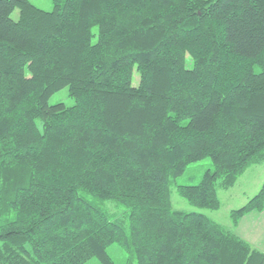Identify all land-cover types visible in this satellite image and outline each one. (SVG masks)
<instances>
[{"label": "trees", "instance_id": "16d2710c", "mask_svg": "<svg viewBox=\"0 0 264 264\" xmlns=\"http://www.w3.org/2000/svg\"><path fill=\"white\" fill-rule=\"evenodd\" d=\"M52 1L0 0V264H264L171 200L192 161L212 167L175 187L198 208L264 161V0ZM253 209L264 181L233 221Z\"/></svg>", "mask_w": 264, "mask_h": 264}, {"label": "rangeland", "instance_id": "374dc122", "mask_svg": "<svg viewBox=\"0 0 264 264\" xmlns=\"http://www.w3.org/2000/svg\"><path fill=\"white\" fill-rule=\"evenodd\" d=\"M34 4L44 9H52L54 4L52 0H31ZM12 16L17 18L19 16V8L16 7ZM96 31L97 28L95 27ZM132 81L134 84L139 82V72L135 68L133 71ZM49 103L55 102H64L67 105L73 104L75 99L69 94L68 86H62L61 88L54 91L49 97ZM39 125H42V120L38 119ZM212 167V161L209 156H206L202 159L192 161L188 163L182 173L175 177L173 180L171 200L173 208L184 209V210H202L206 212L210 217L217 220L223 226L241 233V235H247V228H253L257 224L260 225L262 220H259L254 215L250 217L244 216L239 218L238 222L233 221L231 211L232 209L239 207L246 203V201L255 194L261 187L264 181V161L253 163L249 165L245 171L238 177L236 183L228 188L218 187V193L220 197L221 204L218 208H198L197 206L190 203L184 196H182L175 184H186V183H198L202 178V175L206 168ZM109 208L111 211H117L118 215H121V208L116 207L112 202H108ZM254 210V211H253ZM253 212H260L261 210L253 209ZM249 212V211H248ZM247 213V212H246ZM245 213V214H246ZM251 239V238H250ZM251 239V242L264 247V242L254 241ZM260 242V244H258ZM257 247V246H256ZM259 247V246H258ZM109 254L117 262H127L129 261L128 251L118 242H113L108 246ZM81 264H102L101 261L96 257L92 256L85 260Z\"/></svg>", "mask_w": 264, "mask_h": 264}, {"label": "crops", "instance_id": "0c3cea01", "mask_svg": "<svg viewBox=\"0 0 264 264\" xmlns=\"http://www.w3.org/2000/svg\"><path fill=\"white\" fill-rule=\"evenodd\" d=\"M253 211L247 212L241 218H243L244 216L250 217L251 215H254L257 218H259V220H262L261 224L260 225L257 224L252 229L251 228H247L246 229V231L248 232L247 235H241V233H238V232L237 233L239 235H241L242 237H244L245 239H247L253 246H255V247L259 246V248L264 249V247H261L260 245H256V244L251 242V239H255L254 241H260L261 240L262 242H264V209L261 210L259 213L258 212H253ZM258 244H260V242Z\"/></svg>", "mask_w": 264, "mask_h": 264}]
</instances>
